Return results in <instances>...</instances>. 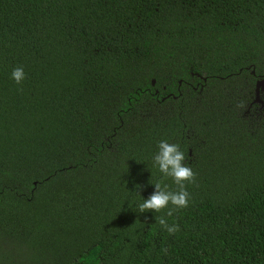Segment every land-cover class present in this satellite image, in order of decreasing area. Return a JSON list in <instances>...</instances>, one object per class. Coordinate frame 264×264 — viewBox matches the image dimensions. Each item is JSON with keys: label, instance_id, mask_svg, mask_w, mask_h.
Returning a JSON list of instances; mask_svg holds the SVG:
<instances>
[{"label": "trees", "instance_id": "16d2710c", "mask_svg": "<svg viewBox=\"0 0 264 264\" xmlns=\"http://www.w3.org/2000/svg\"><path fill=\"white\" fill-rule=\"evenodd\" d=\"M263 77L264 0H0V264H264Z\"/></svg>", "mask_w": 264, "mask_h": 264}, {"label": "clouds", "instance_id": "9594fccd", "mask_svg": "<svg viewBox=\"0 0 264 264\" xmlns=\"http://www.w3.org/2000/svg\"><path fill=\"white\" fill-rule=\"evenodd\" d=\"M12 79L21 84L26 79V73L23 66H18L12 71ZM186 156L178 143H169L167 140L158 142V152L153 156V161L158 166L159 172L163 178H171L176 185L175 190H171L163 179L154 184L155 191L147 198H141L135 203V208L139 213L155 212L164 213L155 217L159 225L169 234L178 232L179 225L169 224L166 217H172L174 212L186 208L189 205L190 193L187 191V185L195 183L196 173L185 163ZM171 206V207H170ZM165 253L167 249H162Z\"/></svg>", "mask_w": 264, "mask_h": 264}, {"label": "water", "instance_id": "95a60500", "mask_svg": "<svg viewBox=\"0 0 264 264\" xmlns=\"http://www.w3.org/2000/svg\"><path fill=\"white\" fill-rule=\"evenodd\" d=\"M151 84H153V82H151ZM263 87H264V77L256 81L255 83V87H254V94H255L254 102L255 103L260 102L258 99V94L260 91H262Z\"/></svg>", "mask_w": 264, "mask_h": 264}, {"label": "rangeland", "instance_id": "374dc122", "mask_svg": "<svg viewBox=\"0 0 264 264\" xmlns=\"http://www.w3.org/2000/svg\"><path fill=\"white\" fill-rule=\"evenodd\" d=\"M199 262H200V259H199V256H194L193 257V263L192 264H199Z\"/></svg>", "mask_w": 264, "mask_h": 264}]
</instances>
